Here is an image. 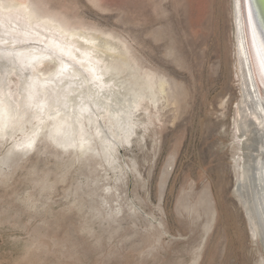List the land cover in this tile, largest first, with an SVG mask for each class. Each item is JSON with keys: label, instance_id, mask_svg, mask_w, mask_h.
<instances>
[{"label": "rangeland", "instance_id": "rangeland-1", "mask_svg": "<svg viewBox=\"0 0 264 264\" xmlns=\"http://www.w3.org/2000/svg\"><path fill=\"white\" fill-rule=\"evenodd\" d=\"M24 1L94 39L118 101L129 89L141 97L125 109L133 133L109 158L95 135L82 153L40 122L13 131L5 121L0 264H264L235 195L244 151L234 0Z\"/></svg>", "mask_w": 264, "mask_h": 264}, {"label": "bare ground", "instance_id": "bare-ground-1", "mask_svg": "<svg viewBox=\"0 0 264 264\" xmlns=\"http://www.w3.org/2000/svg\"><path fill=\"white\" fill-rule=\"evenodd\" d=\"M258 1L264 6V0ZM244 3L233 2L240 85L235 113L244 151L241 182L236 183L235 195L249 217L253 236L264 249V64L255 42L256 37L261 44L260 36L252 28ZM80 33L40 15L27 1L0 0V137L5 134V121L13 119V131H22L26 124L33 130L40 122L52 141L82 153V149L89 148L88 138L95 135L108 158L119 144L128 141L133 125L125 109L131 112L136 108L141 95L129 89L130 96L118 101L121 92L110 68L99 57L105 52L91 36ZM261 48L264 50L263 44ZM50 64L53 69L45 71ZM12 76L20 89L19 108L10 95ZM162 86V82L156 85L159 91ZM28 113L32 120L25 119Z\"/></svg>", "mask_w": 264, "mask_h": 264}, {"label": "water", "instance_id": "water-1", "mask_svg": "<svg viewBox=\"0 0 264 264\" xmlns=\"http://www.w3.org/2000/svg\"><path fill=\"white\" fill-rule=\"evenodd\" d=\"M245 9L248 14L249 21L252 25L254 30L258 31L260 36V45L259 42L256 40L255 42L257 45V51L260 56H262L263 64H264V50H262L261 46L264 45V6L260 4L258 0H245ZM254 30V32H255Z\"/></svg>", "mask_w": 264, "mask_h": 264}]
</instances>
